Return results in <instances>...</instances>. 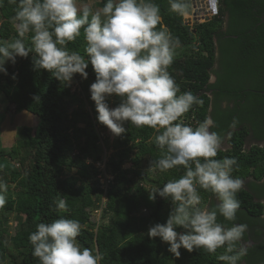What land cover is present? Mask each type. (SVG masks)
<instances>
[{
  "label": "trees",
  "instance_id": "obj_1",
  "mask_svg": "<svg viewBox=\"0 0 264 264\" xmlns=\"http://www.w3.org/2000/svg\"><path fill=\"white\" fill-rule=\"evenodd\" d=\"M106 2L102 0L101 7ZM150 2L160 8L158 30L167 28L181 42L180 55L174 56L169 67L180 88L178 95L191 91L203 101L185 114L182 120L188 124H184L195 128L211 118L210 131L230 147L221 149L216 159L235 158L232 177L251 178L248 188L242 187L237 194L236 220L229 222L218 215V222L226 227L236 222L246 225L245 221L262 224L264 145L259 144L264 143V0H219L218 15L192 26L169 11V0ZM14 8L8 0H0V45L18 38L11 23ZM84 48L83 34L68 45L87 60ZM4 67L7 74L0 72V95L8 103L6 112L26 111L36 125L23 126L7 149L0 142V180L7 184V191H0L6 201L0 207V264H40L29 236L39 223L60 218L80 221L77 242L101 256L99 264H223L217 259L223 249L212 255L202 249L189 253L181 248L177 258L169 252L168 243L148 235L151 226L166 224L172 207L158 193L153 201L151 193L179 179L186 170L181 166L167 173L148 172L150 162L160 157L154 141L157 133L151 128L125 123L126 131L112 138L98 122L91 99L90 86L96 75L90 62L88 78L75 74L70 85L47 70L35 69L32 53L17 57L15 64L7 61ZM213 72L218 76L215 83L211 82ZM106 102L115 108L121 98L112 95ZM234 118L238 122L233 128ZM247 140L255 143L248 151L244 149ZM104 172L111 177L106 184L100 181ZM198 191L202 206L215 207L213 193ZM59 199L66 201V211L57 210ZM110 214L109 224H100ZM13 215L19 221L11 235ZM176 231L183 233L184 229Z\"/></svg>",
  "mask_w": 264,
  "mask_h": 264
},
{
  "label": "clouds",
  "instance_id": "obj_2",
  "mask_svg": "<svg viewBox=\"0 0 264 264\" xmlns=\"http://www.w3.org/2000/svg\"><path fill=\"white\" fill-rule=\"evenodd\" d=\"M8 2L15 5L11 23L18 38L0 45V72L7 74V61L15 64L17 57L27 58L32 53L35 69L47 70L70 85L75 74L88 78L90 62L96 75L90 93L98 122L117 137L126 131L125 123L153 129L160 157L150 162L148 172L167 173L181 166L186 170L179 179L169 180L151 193L150 199L154 201L158 193L170 200L172 207L166 224L151 226L148 235L168 243L169 252L177 258L181 248L189 253L202 249L212 255L223 249L217 259L223 264H238L246 255L242 240L247 225L226 227L218 222V215L235 221L240 209L237 194L243 182L232 177L237 160L216 159L223 138L210 131L214 126L211 118L195 128L183 123L185 114L194 105L202 106L203 101L191 91L178 95L180 88L169 67L181 42L167 28L158 30L159 6L150 0H107L95 10L89 4H78V0ZM190 7L192 14L188 0H169V11L181 17L189 15ZM82 34L87 60L80 52L68 49ZM112 95L121 98L115 108L106 102ZM237 122L234 118L230 127ZM198 188L215 195V207L202 206ZM0 191H7L2 180ZM5 202L0 195V207ZM56 208L66 211V201L59 199ZM81 229L78 219L39 223L29 236L33 256L40 264H99L101 256L78 244Z\"/></svg>",
  "mask_w": 264,
  "mask_h": 264
},
{
  "label": "rangeland",
  "instance_id": "obj_3",
  "mask_svg": "<svg viewBox=\"0 0 264 264\" xmlns=\"http://www.w3.org/2000/svg\"><path fill=\"white\" fill-rule=\"evenodd\" d=\"M101 1L102 0H78V4H80V5L89 4L95 10L97 8H102L101 7ZM206 2H207V0H205V3ZM200 5L201 4L198 1H194L193 6L195 7V9L200 8ZM184 18H185V21H188V22L191 20V24H190L191 26L194 25L197 20H198L197 22H204L205 21L204 13H201V14L198 13L196 16H193V14H191L189 11V15L187 17H184ZM225 26H226V22H225ZM180 51L181 50L176 49L175 56L180 55ZM214 80H215V74L213 72L212 76H211V82H214ZM7 104L8 103H7L6 99L4 98V96L0 95V142L2 144V146H1L2 149H5V148L7 149L15 143L16 138L18 137V134H19V130L23 126L26 125V126L35 127V125H36L32 115H30L26 111H24L20 114H17V115L8 114L6 112ZM113 136L114 135H112V138H113ZM254 144H255L254 142L247 140V142L244 144V149L246 151H248L252 146H254ZM259 145L263 146L264 143H260ZM229 148L230 147L227 144L226 140H224L222 142L221 149L222 150H228ZM126 166H128V165H126ZM147 167H149V166H147ZM144 169H146V168H144ZM107 176H108V179H111V177L109 175H107ZM0 178H2V177H0ZM106 178L103 177L101 179V182L103 184H106ZM241 181L243 182L242 187L247 189L249 181H251V178H247V179L241 180ZM214 201L218 203L216 197L214 198ZM207 207L209 208V205ZM99 214H100V212H99ZM143 214H148V213L144 212ZM16 218H14V215H13V217L11 218V220L9 222V228H10V234L11 235H13L15 233V227L17 226V223H18L17 221H19L17 216H16ZM111 219H112V214L107 215L106 218H103L100 220V224H109Z\"/></svg>",
  "mask_w": 264,
  "mask_h": 264
},
{
  "label": "flooded vegetation",
  "instance_id": "obj_4",
  "mask_svg": "<svg viewBox=\"0 0 264 264\" xmlns=\"http://www.w3.org/2000/svg\"><path fill=\"white\" fill-rule=\"evenodd\" d=\"M215 70L218 72L219 65H215ZM215 74V73H214ZM218 76L215 74L214 83L217 82ZM226 107V103L223 104ZM210 209V206H209ZM260 219L262 224L257 220V225H252V221H245L247 229L244 233L242 244L246 247L247 258L239 262V264H264V213L261 215ZM236 224H242L241 222H236ZM255 224V222H254ZM245 225V224H244ZM261 233H256L257 230Z\"/></svg>",
  "mask_w": 264,
  "mask_h": 264
},
{
  "label": "built area",
  "instance_id": "obj_5",
  "mask_svg": "<svg viewBox=\"0 0 264 264\" xmlns=\"http://www.w3.org/2000/svg\"><path fill=\"white\" fill-rule=\"evenodd\" d=\"M194 1H198L201 5H200V8H196L195 9V7L193 6L194 5ZM217 5H218V0H207V2L205 3V0H192V14H193V16H196L198 13H204V17H205V19L206 18H210V17H212V16H214V15H216L217 14ZM183 121V123H186V124H188L187 123V121L185 120V119H183L182 120ZM98 166L100 167V168H102L103 169V171H104V166L103 165H99L98 164ZM103 177H107L106 178V183L110 180V179H108V176H107V174L104 172V175L103 176H100V181H101V179L103 178ZM102 183V182H101ZM103 184V183H102Z\"/></svg>",
  "mask_w": 264,
  "mask_h": 264
},
{
  "label": "water",
  "instance_id": "obj_6",
  "mask_svg": "<svg viewBox=\"0 0 264 264\" xmlns=\"http://www.w3.org/2000/svg\"><path fill=\"white\" fill-rule=\"evenodd\" d=\"M206 21H209V18H207ZM185 24L186 25H190L191 24V20L189 22L188 21H185Z\"/></svg>",
  "mask_w": 264,
  "mask_h": 264
}]
</instances>
